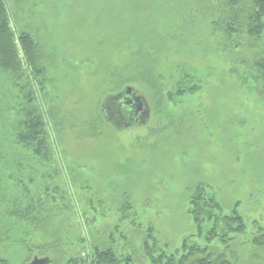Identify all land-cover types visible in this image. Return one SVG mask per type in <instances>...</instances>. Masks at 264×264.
Masks as SVG:
<instances>
[{"label": "rangeland", "instance_id": "rangeland-1", "mask_svg": "<svg viewBox=\"0 0 264 264\" xmlns=\"http://www.w3.org/2000/svg\"><path fill=\"white\" fill-rule=\"evenodd\" d=\"M5 1L13 26L29 32L46 59L37 77L26 68L19 77L0 72V199L56 200L49 202L54 210L45 232L3 217L0 264H30L34 257L70 264L96 241L151 264L143 245L149 225L168 251L190 235L204 246L188 212L197 185L225 212L238 202L247 225L227 248L218 240L211 246L236 252L239 264H257L250 249L252 237L264 231V92L244 77L239 62L255 53L229 51L182 0ZM130 29L135 32L122 43ZM138 50L153 55L163 93L181 79V67L199 89L170 102L140 86L149 118L121 128L101 107L120 89L116 76L142 71L133 65ZM30 91L53 141L49 162L11 138L21 129Z\"/></svg>", "mask_w": 264, "mask_h": 264}, {"label": "trees", "instance_id": "trees-1", "mask_svg": "<svg viewBox=\"0 0 264 264\" xmlns=\"http://www.w3.org/2000/svg\"><path fill=\"white\" fill-rule=\"evenodd\" d=\"M12 1L17 4L22 0ZM182 3L187 7L190 6V14L209 22L212 33L222 38L224 47L229 51L235 53L253 51L255 53L251 59H241L239 62L244 65L247 71L244 77L253 79L255 84H260L264 92V47L262 44L264 0H182ZM8 8L7 2L0 0V72L19 77L26 68L33 77L40 76L45 69L46 55L42 52L41 45L34 40L29 32L19 31L13 26L9 19ZM132 32L135 30L130 29L124 35L122 43L129 42ZM140 36L151 40L148 33H139L136 37ZM259 49L262 51L260 52ZM135 55L139 58L138 60L133 58V65L142 68V71L130 77L116 76L115 90L120 88L115 92L116 94L126 86H131L136 93H141L147 99L139 89L140 86H146L150 90H154L159 98L162 96V99L166 98L168 101L174 102L182 95L193 94L199 89L195 77L181 67V79L172 90L163 93L159 89L161 84L157 82L161 78L152 73L153 55L148 50L144 53L138 50L134 53ZM123 108L128 107L125 105ZM21 111L24 114V118L20 122L21 129H15L11 138L14 143L22 144L30 155L32 153V157H36L42 162L51 161L54 156L53 141L43 114L34 103L32 91H30L28 100L22 106ZM1 151L2 147H0V159ZM21 165V161L17 162L16 168L18 169ZM55 189L58 191L57 186ZM60 198L63 199V197ZM2 199L4 205L0 209V225L4 223V217L22 222L35 231L45 232L48 229V215L51 209L54 210V205L49 202L53 203L56 198L49 199L47 196L37 194L35 197H30L27 202H22L16 198L8 199L3 194L0 201ZM125 205L130 208L131 203L127 201ZM189 205L188 212L196 229V235H203L205 245L201 246L199 243L190 242L192 238L196 237L190 235L182 241L180 249L168 251L159 246V241L154 236V228L149 225L143 245L150 263L239 264L235 261L238 259L233 258L241 257L236 252L218 251L211 246L213 241L218 240L227 248L234 240L235 235L245 233L247 225L238 211V202L233 205L231 210L225 212L214 194L207 191L205 185H197L191 191ZM3 228L4 226H0V240ZM259 229L251 239L252 248L250 251L251 257H254L257 264H264V231L262 227ZM96 242L97 244L92 242L89 247L90 252L82 253L79 258H71L68 262L70 264H138L132 254L117 252L112 246L113 244L109 246Z\"/></svg>", "mask_w": 264, "mask_h": 264}, {"label": "water", "instance_id": "water-1", "mask_svg": "<svg viewBox=\"0 0 264 264\" xmlns=\"http://www.w3.org/2000/svg\"><path fill=\"white\" fill-rule=\"evenodd\" d=\"M128 107L124 109L123 107ZM136 111V115L140 112L138 117H134L128 110ZM101 110L112 124L118 127H126L132 124H145L149 118V105L144 96L137 94L131 86H126L122 91L117 94H108L104 98ZM47 258H38L30 262V264H45Z\"/></svg>", "mask_w": 264, "mask_h": 264}, {"label": "flooded vegetation", "instance_id": "flooded-vegetation-1", "mask_svg": "<svg viewBox=\"0 0 264 264\" xmlns=\"http://www.w3.org/2000/svg\"><path fill=\"white\" fill-rule=\"evenodd\" d=\"M128 112L131 113L135 118L138 117L139 114H140V112H138L137 115H136V111L134 113V110H131V109H129Z\"/></svg>", "mask_w": 264, "mask_h": 264}]
</instances>
